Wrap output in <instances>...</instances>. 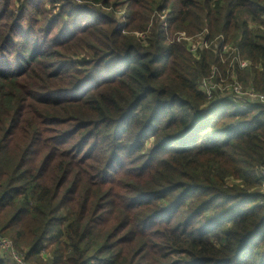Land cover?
Masks as SVG:
<instances>
[{
    "label": "trees",
    "instance_id": "16d2710c",
    "mask_svg": "<svg viewBox=\"0 0 264 264\" xmlns=\"http://www.w3.org/2000/svg\"><path fill=\"white\" fill-rule=\"evenodd\" d=\"M19 1L0 0V235L31 264H264V106L199 90L216 66L264 95V0H44L40 37Z\"/></svg>",
    "mask_w": 264,
    "mask_h": 264
},
{
    "label": "built area",
    "instance_id": "2783aa9c",
    "mask_svg": "<svg viewBox=\"0 0 264 264\" xmlns=\"http://www.w3.org/2000/svg\"><path fill=\"white\" fill-rule=\"evenodd\" d=\"M163 20H165V18H163ZM203 34L200 36V38H202L203 42L208 45L209 47H207L205 44H201L200 46L196 47L195 45L193 46H189L188 49L190 51V53H192V55H196L197 52L200 51H205V50H210L211 46L210 44H208L207 42H205L204 38L202 37ZM218 41L217 47H215L214 50H212V52L214 54H218L217 52L220 51V49H222L223 47V38L220 36L219 38L216 39ZM181 41H185L187 42V38L184 34H179L177 36V42H181ZM212 45V44H211ZM205 47V48H204ZM224 50H228L230 55H235V57L237 56V51L236 49L230 48L228 47V45H225L223 47ZM239 59H232V61L236 62L239 64L240 68H245L248 66V63H245L243 61L237 62ZM221 63L223 64L224 61L221 60ZM230 77H228L229 79ZM232 79L234 80L233 83H235L233 86H230L228 88V94L230 95H234V94H238L240 93H244L247 97L250 98L251 101H260V100H264V96H260L259 93H255L253 91H244V89L242 88L241 85H238L237 80L235 77H232ZM231 79V81H232ZM212 81H214V85H218V83L220 81H223L222 79H220L219 73H218V68L215 66L211 72V76L207 79H202L199 83V90L202 91L206 97L208 98V100H212V94H214V92L216 91L215 86L212 84ZM218 92H220V94H224L222 89H219ZM214 100H217V97H214ZM213 101V102H215ZM244 109V108H242ZM0 251L3 252L5 255L9 256V259H6L7 261H9L12 264H28L25 256L22 252L18 251L15 249L14 244L11 240H9L6 237H3L0 235Z\"/></svg>",
    "mask_w": 264,
    "mask_h": 264
},
{
    "label": "rangeland",
    "instance_id": "374dc122",
    "mask_svg": "<svg viewBox=\"0 0 264 264\" xmlns=\"http://www.w3.org/2000/svg\"><path fill=\"white\" fill-rule=\"evenodd\" d=\"M12 1H14V0H12ZM36 2H39V3H36ZM26 4V1L25 2H23V0L22 1H19V2H16V7H19V6H21V5H25ZM36 5H40V6H42L41 8V10H40V12H39V16L38 17H35V15H32V10L34 9L33 7H35ZM60 5L59 6H57L56 8H53L50 4H48V3H46V1H44V0H31V2L29 3V4H27V9L25 8V12H26V14L28 15V16H33L34 18H37V22L36 23H33V24H31V29H32V33L35 35V36H37V37H40L41 36V32L43 31V26H45L46 25V22H49V20H51V18H53V17H55V16H59V13L61 12V9H60ZM9 11H10V7H9V9H8V14L7 13H5V17H7V15H9ZM17 11V10H16ZM125 11H123V12H121V13H117V18L118 19H124V15H123V13H124ZM68 21V19H66L65 20V22H67ZM60 26H61V24H57L56 26H55V29L56 30H58L59 28H60ZM67 26H70V24H67ZM57 32H55L54 34H56ZM135 35V34H134ZM179 35V34H178ZM138 36V35H137ZM186 38H187V42H185V41H181V42H184L185 43V45L187 46V47H189V46H196V47H198V46H200L201 44H205L204 42H203V40H202V38H200V36H198V37H188V36H186ZM204 40H205V38H204ZM230 41V40H229ZM205 42H207V40H205ZM208 43V42H207ZM211 43V42H210ZM209 44V43H208ZM217 44H218V41H215V39L212 41V45H211V49L212 50H214L215 49V47H217ZM206 45V44H205ZM207 47H209L208 45H206ZM205 48V47H204ZM220 52H221V50H220ZM219 52V53H220ZM239 60H240V58H239ZM239 60L237 61V62H239ZM241 61V60H240ZM224 62H225V60H224ZM235 62V61H234ZM222 64V63H221ZM231 74L236 78V79H238L237 77H238V75H236V73H234V71H232L231 72ZM233 76H230V78L229 79H222L223 81H220L219 83H218V85H214V81H212V84L215 86V88L214 89H216V90H219V89H222L223 90V92H224V95L225 94H227L228 93V88L230 87V86H233L235 83H233L234 82V80L232 79V77ZM231 79H232V81H231ZM238 82V81H237ZM239 85V84H238ZM243 88V87H242ZM243 89H247L248 91L250 90V88H243ZM260 96H264L263 94H260ZM231 97L234 99V98H236V99H239L240 101H242V102H245V103H247L248 102V100L249 101H251L250 100V98L249 97H247L244 93H240L239 92V95L238 94H234V95H231ZM253 102H259L261 105H263L264 106V100L262 99V100H260V101H253ZM244 108V107H243ZM239 110H244V109H240L239 108ZM206 127H207V125H204L203 126V129H204V131L206 130ZM262 181H264V179H262ZM264 191V190H263ZM3 237H6V238H8L9 239V237L8 236H3ZM9 240H11V239H9ZM263 249H264V247H263ZM0 258H6V259H8V260H10L9 259V256H7V255H5L3 252H1L0 251ZM28 264H31L30 262H27Z\"/></svg>",
    "mask_w": 264,
    "mask_h": 264
}]
</instances>
